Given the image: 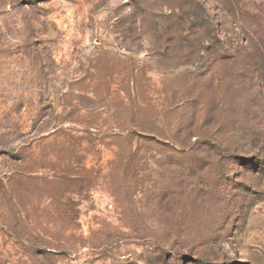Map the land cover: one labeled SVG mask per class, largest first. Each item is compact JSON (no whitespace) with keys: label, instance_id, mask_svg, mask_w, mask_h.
<instances>
[{"label":"rangeland","instance_id":"1","mask_svg":"<svg viewBox=\"0 0 264 264\" xmlns=\"http://www.w3.org/2000/svg\"><path fill=\"white\" fill-rule=\"evenodd\" d=\"M0 264H264V0H0Z\"/></svg>","mask_w":264,"mask_h":264}]
</instances>
